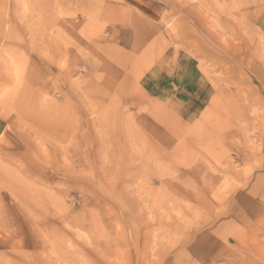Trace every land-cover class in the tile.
Here are the masks:
<instances>
[{
    "label": "rangeland",
    "instance_id": "374dc122",
    "mask_svg": "<svg viewBox=\"0 0 264 264\" xmlns=\"http://www.w3.org/2000/svg\"><path fill=\"white\" fill-rule=\"evenodd\" d=\"M136 1L0 0V264H264V0Z\"/></svg>",
    "mask_w": 264,
    "mask_h": 264
},
{
    "label": "crops",
    "instance_id": "0c3cea01",
    "mask_svg": "<svg viewBox=\"0 0 264 264\" xmlns=\"http://www.w3.org/2000/svg\"><path fill=\"white\" fill-rule=\"evenodd\" d=\"M136 2H138V0H137ZM149 10H150V9H149ZM151 10H152V9H151ZM151 10H150V11H151ZM201 94L203 95V97L206 96V94H208V90H205V89L203 88V91H202ZM201 94H200V95H201ZM195 99H197V98H195ZM199 101H200V99H197V101L195 102L197 106H199Z\"/></svg>",
    "mask_w": 264,
    "mask_h": 264
}]
</instances>
